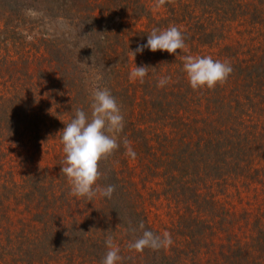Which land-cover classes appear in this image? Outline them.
I'll list each match as a JSON object with an SVG mask.
<instances>
[{
  "label": "trees",
  "instance_id": "obj_1",
  "mask_svg": "<svg viewBox=\"0 0 264 264\" xmlns=\"http://www.w3.org/2000/svg\"><path fill=\"white\" fill-rule=\"evenodd\" d=\"M157 1L167 10L159 19L152 16L151 10L142 0H0V55H3L2 58L8 55L5 63L9 66L19 63L22 76L17 77L19 83L11 84L13 89L10 93L0 94V144L3 137L8 138V135L15 134L14 138L17 140L22 135L21 128L16 125L18 118H21L22 126L33 134L39 133L41 128L48 126L46 120H52L50 115L53 110L43 112L42 108L45 121L42 124L38 113L31 109L33 93L42 91L39 85L54 94H68L64 99L68 101L67 114L70 120L78 109H83L91 116L92 94L96 88L110 90L124 117L122 131L110 133L117 139L119 147L99 161L100 175L93 186L100 193L101 190L112 185L114 192L110 198L98 194L101 197V208L85 216L87 219H98L85 222L88 229L83 228L85 226L82 225L77 229L75 223L61 227L55 221L57 213L49 211L54 207L66 211L69 207L67 202L70 193L68 188L64 189L67 185L62 178L64 173L61 169L58 170L57 176H53L49 171L45 174H25L22 184L27 190L23 196L27 199V203L34 204L33 208L36 212L32 213V218L28 221L25 220L29 229L21 236L20 241L10 245L11 242L8 240L11 257L19 259L21 263L40 264L44 258L48 263L55 261L57 264L65 262L66 264H103V258L109 250L106 241L111 238L113 245L119 248L121 259L117 264H187L186 259L179 260L170 254L166 246L158 249L145 247L142 251L130 247V244L140 238L146 230L160 236L163 234L151 225L146 213L132 200L128 189V185L132 182L130 177L124 178V169L129 160L142 165L145 159L151 157L148 163L154 161L155 168L163 167L169 172L166 184L171 195H174L176 189H180L183 193L187 189L191 194L194 193L195 197L200 196L195 193V188L190 190L187 187L188 180L185 178L196 171L199 172L201 169L199 164L202 163L206 149L193 138L188 129L189 124L185 125V129H179L182 125L181 119L172 114L173 111H177V105L181 108L182 102L191 99L195 90H188L186 87V92L189 94H186L181 102L176 100L177 104H172L173 102L169 100L163 103L157 97L155 99L159 101L155 103L153 93L147 90L142 102L148 105L149 97V100L154 99L151 103L153 106L144 108L141 111L142 118L136 119L133 106L135 88L129 94L133 84L130 83V87L126 85L130 81L127 77L129 78L132 70L131 50L135 49L134 39L137 35L144 36L146 43L147 35L153 29L164 30L169 26H177L182 31L185 43L211 44L217 36H222L220 29L226 22L234 21L241 14L247 13L249 4L244 0H193L195 4L200 3L210 7L217 5L213 22L209 23L208 20L195 15L187 1ZM253 9L251 14L262 13L259 11V4L253 6ZM207 13L209 17L213 15L209 10ZM140 20L146 23L143 28L134 30L133 23ZM225 50L230 51L231 47ZM165 52L161 54L159 50L147 51L146 54L137 55L139 60L144 59L145 65L151 68L156 67L160 57H169ZM39 59L44 65H40L42 68H38L37 71L40 78L34 80L30 67ZM253 70L258 73V77L262 76L264 79V62L259 63ZM21 78L24 80L22 81ZM53 84L54 88L50 87ZM149 85L150 89L159 90L155 81ZM160 90H164L163 94L166 98L176 99L183 90V84H166ZM118 94L132 100V103L128 104L129 107L127 106L129 114L122 112ZM38 102L43 103L41 99ZM53 117L54 121H59V114L53 113ZM160 123H164L161 125L169 130L157 132L156 124ZM176 129L179 130V135L175 139ZM214 145L215 148L223 147V144L214 143ZM239 146L238 143L236 147L231 148L238 150ZM129 147L135 152L134 158L128 154ZM222 151L226 153L225 148ZM156 152H159L161 159L163 157L165 159H162L163 161L157 159ZM212 156L216 157L218 154ZM220 158L222 159L221 154H219ZM40 208L42 210L39 211ZM50 222L52 225L49 224ZM199 222L197 217L179 222L180 235L183 234V238H188L190 242L184 246H192L190 257H194L193 261H198V254L195 253L197 244L194 245L196 243L194 234L197 232L194 230L204 227ZM7 223L8 218L5 216L0 218L2 236L6 233ZM114 224L117 226L116 233L120 238L111 230L110 226ZM262 240L264 241V237ZM197 241L199 243V239ZM5 247L6 245L1 246L0 252L8 255ZM237 247L231 260L226 264H264V262L258 263L254 257L244 253L239 245ZM260 258L263 259V252H260Z\"/></svg>",
  "mask_w": 264,
  "mask_h": 264
},
{
  "label": "rangeland",
  "instance_id": "obj_2",
  "mask_svg": "<svg viewBox=\"0 0 264 264\" xmlns=\"http://www.w3.org/2000/svg\"><path fill=\"white\" fill-rule=\"evenodd\" d=\"M142 1L156 19L163 17L167 12L157 0ZM181 1H187L195 15L208 20L209 23L213 22L217 5L210 7L205 4H195L193 0ZM257 1L260 2L257 3ZM244 2L249 4L247 13L221 26L222 36H217L213 43L197 44L195 42L192 45L193 43L188 42L185 43L184 49L177 50V54L165 52L169 57H160L156 67L149 68L148 75L142 82L126 76L127 80H130L126 85L130 87L129 84H133L129 94L135 88L134 117L138 120L142 118L141 111L144 108L153 106L151 103L155 97L161 99L163 103L169 100L173 102L172 104H177L176 100L181 102L184 96L189 94L186 92V87L188 90H195L191 99L182 102L181 108L177 105V111H173L172 114L181 119L182 125L179 129H185V125L189 124L188 129L193 138L203 144L206 149L202 163L199 164L201 166L199 172L196 171L185 178L188 180L187 187L190 190L195 188V193L200 196L195 197V194H191L187 189L184 193L176 189L174 195H171L166 184L169 172L163 167L155 168L154 161L148 163L151 157L145 159L142 165L129 160L124 169V178L130 177L132 182L128 185L132 200L140 210L146 213L151 225L161 234H170L173 242L166 246L167 250L179 260L186 259L187 264H197V262L226 264L228 260H231L238 245L243 248L244 253L254 257L258 263L264 262V241L262 240L264 237V79L262 76L258 77V73L253 70L259 63L264 62V0H244ZM257 4L262 13L251 14L250 12L254 10L253 6ZM207 10L213 15L209 17V13L206 14ZM145 23L143 20L135 22L133 29L139 30ZM134 42L135 48L138 44L145 43L144 36L137 35ZM228 47H231L230 51L225 50ZM147 51L150 52L145 49L142 54H146ZM161 54H164L163 51ZM187 55L211 56L214 60L227 62L231 65L232 72L226 80L218 82L212 88L207 86L193 88L183 70L184 57ZM2 56L0 55V94H7L12 91L13 82L19 83L17 77H22L21 68L19 63L9 66L5 63L8 55H4L3 58ZM138 58V55L135 57L131 55L132 70L136 65H145V60ZM40 61V59L37 60L30 67L34 80L40 78L37 71L44 65ZM164 76L170 77L167 84H183V90L176 99L166 98L163 94L164 90H160L159 86V90L150 89L149 84L154 81L158 84V80ZM54 84L50 87L54 88ZM39 89L42 91L33 93L32 97L35 100L31 98L33 100L31 109L38 113L42 124L45 122L42 108L43 112L53 110L50 115L52 120H46L48 126L41 128L39 133L33 134L22 126L21 118H18L16 125L21 128L22 135L17 140L14 138L15 134L8 135V138L3 137L0 144V218L4 216L8 218L6 233L3 236L0 233L2 238L0 242L3 241L0 243V248L6 245L5 251L8 255L0 252V264H23L19 259L11 257L8 240L11 242L10 245L20 241L21 236L29 229L25 220L28 221L32 218V213L36 212L33 208L34 204L27 203V199L23 196L27 190L22 184L25 174H45L49 171L53 176H57L58 170L65 166L62 133L59 131L70 122L67 114L68 101L64 99L68 94H54L41 85ZM147 90L153 93L154 99L149 100L148 97L149 104L145 105L142 100L146 97ZM38 98L43 101L42 104L38 102ZM118 100L122 104V112L129 114L128 104H131L132 100L125 99L120 94H118ZM157 101L159 100L155 99V103ZM53 113L59 114V121H54ZM161 124L164 123L156 124L158 125L156 131L166 130L167 132L169 128ZM175 132L176 139L179 130ZM214 143L223 144V147L215 148ZM238 143L240 149L232 150ZM153 145H155L154 140ZM223 148L226 153L222 151ZM215 154L218 156H212ZM219 154L222 155V159H219ZM156 156L161 161L165 159L164 157L161 159L159 152H156ZM62 178L67 185L64 189L68 188L70 193V196L67 194L69 207L66 211L57 210V207L50 208L49 211L57 213L55 221L61 227L75 223L77 229L81 227L80 225L88 229L85 222L98 219H87L85 216L101 208L99 190L94 187L97 189V195L89 201L87 197L74 196L69 178L66 174ZM196 217L204 227L194 230L197 232L194 234L196 236L194 245L197 244L195 253L198 254V261H193L194 257H190L192 246H184L190 242L188 238H183V234L180 235L179 222ZM49 224L52 225L51 222ZM110 227L114 235L119 237L116 233L117 226L114 224ZM260 252H263V259L260 258ZM43 260L40 264H57L55 261L48 263L46 259L43 258ZM249 260L251 261V258Z\"/></svg>",
  "mask_w": 264,
  "mask_h": 264
},
{
  "label": "clouds",
  "instance_id": "obj_3",
  "mask_svg": "<svg viewBox=\"0 0 264 264\" xmlns=\"http://www.w3.org/2000/svg\"><path fill=\"white\" fill-rule=\"evenodd\" d=\"M182 31L177 26H169L167 29H153L147 35L146 43L138 44L131 50L134 57L142 54L145 49L152 52L166 51L169 54H177V50L185 48ZM150 66H135L129 74V78L141 82L148 75ZM183 70L191 87H214L218 82H223L232 72V67L227 62L214 60L211 56L184 57ZM170 80L164 76L158 80L157 86L163 87ZM91 104V116L83 109H78L74 117L62 130L61 141L65 153V166L61 172L66 174L71 183V191L74 196H84L89 199L96 195V183L100 172L99 161L111 154L119 147L117 139L110 133H119L124 127V117L116 99L108 89L96 88L93 91ZM128 154L135 157V152L129 147ZM114 186L109 185L100 191L104 197H111ZM170 234L157 235L150 230L136 239L130 247L142 251L145 247L158 249L172 244ZM109 250L103 258V264H117L121 257L119 248L113 245L111 238L106 241Z\"/></svg>",
  "mask_w": 264,
  "mask_h": 264
}]
</instances>
